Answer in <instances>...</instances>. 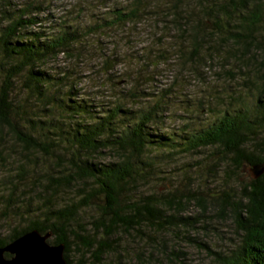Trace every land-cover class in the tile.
I'll return each mask as SVG.
<instances>
[{
    "label": "trees",
    "instance_id": "trees-1",
    "mask_svg": "<svg viewBox=\"0 0 264 264\" xmlns=\"http://www.w3.org/2000/svg\"><path fill=\"white\" fill-rule=\"evenodd\" d=\"M1 4L0 204L19 221L7 223L0 246L33 229L50 231V244H64L68 264H103L107 254H118L120 234L146 243L145 228L175 232L193 225L196 216H181L186 201L206 208L196 191L137 195L158 153L209 150L217 155L213 162L235 177L243 164L250 170L264 164V0H132V6L113 10L112 23L149 12L163 16L165 10L161 20L178 34L175 47L183 61L194 67L218 59L227 76L246 77L247 100L208 110L211 117L196 127L186 123L168 132L155 129L158 102L125 107L124 92L110 107L94 110L72 97V87L53 89L56 82L38 65L74 49L77 31L58 25L46 33L32 2L15 9L9 0ZM19 183L27 193H17ZM240 188L237 198L225 191L215 197L241 232L237 246L218 256L217 264L264 263V172ZM91 203L96 213L83 226L79 212Z\"/></svg>",
    "mask_w": 264,
    "mask_h": 264
},
{
    "label": "rangeland",
    "instance_id": "rangeland-1",
    "mask_svg": "<svg viewBox=\"0 0 264 264\" xmlns=\"http://www.w3.org/2000/svg\"><path fill=\"white\" fill-rule=\"evenodd\" d=\"M9 1L10 9L28 2L38 6L40 11L33 15L42 18L38 24L46 33L58 25L77 31L74 49L57 53L38 68L56 82L53 89L58 85L63 90L72 87V97L83 99L89 109L110 107L116 95L125 92L122 101L125 107L135 109L158 102L155 129L168 132L177 131L186 123L196 127L211 117L208 110L235 105L239 99L247 100L243 91L246 77L242 73L227 76L218 59L199 60L193 67L190 61L186 63L178 56L175 45L179 36L168 21L161 20L165 10L163 16L149 12L131 22L112 23L113 10L132 6V0ZM0 7H3L1 0ZM60 77L63 79L59 80ZM132 90L135 96H128ZM35 106L37 103L31 107ZM208 153L209 150L158 153L147 182L137 185V195L156 191L159 196L170 197L196 191L206 200V208L186 201L181 211V216H196L190 220L193 225L175 232L145 228L149 233L146 243L132 235L120 234L121 237H116L118 254H107L103 264H217L218 256L237 246L241 232L233 213L227 209L220 211L215 197L225 191L237 198L241 184L253 179L252 172L243 164L237 177L230 176L222 163L213 162L217 155ZM0 171L2 175L4 167L0 166ZM17 187V193H27L24 183ZM94 208L91 203L80 211L78 222L86 226L96 213ZM14 215L0 204L1 235L7 233V223L19 221ZM47 242L50 243V237ZM124 248L126 251H121Z\"/></svg>",
    "mask_w": 264,
    "mask_h": 264
},
{
    "label": "water",
    "instance_id": "water-1",
    "mask_svg": "<svg viewBox=\"0 0 264 264\" xmlns=\"http://www.w3.org/2000/svg\"><path fill=\"white\" fill-rule=\"evenodd\" d=\"M255 179L264 172V164L251 169ZM51 232L27 231L4 246H0V264H68L64 258V244H50ZM5 253L10 256L6 257ZM264 264V263H263Z\"/></svg>",
    "mask_w": 264,
    "mask_h": 264
}]
</instances>
